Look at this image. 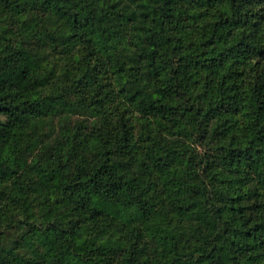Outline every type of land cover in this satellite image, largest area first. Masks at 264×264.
Instances as JSON below:
<instances>
[{"label":"trees","instance_id":"1","mask_svg":"<svg viewBox=\"0 0 264 264\" xmlns=\"http://www.w3.org/2000/svg\"><path fill=\"white\" fill-rule=\"evenodd\" d=\"M0 113V264H264V0H0Z\"/></svg>","mask_w":264,"mask_h":264},{"label":"rangeland","instance_id":"2","mask_svg":"<svg viewBox=\"0 0 264 264\" xmlns=\"http://www.w3.org/2000/svg\"><path fill=\"white\" fill-rule=\"evenodd\" d=\"M86 27L89 30H92L93 23L92 21L86 22ZM79 45L73 43V45L65 50V52H60V48L56 47L55 49H44L43 51H36L32 53H23L20 55H7L3 59V65L5 66V70L3 71L4 75H7L11 68L20 62H26L30 64L35 72L36 78L40 83H44L48 80H53L57 76H61V73L67 69L74 62V57H77L75 52H78ZM75 54V55H74ZM87 98L89 100L96 101L95 93L90 89L86 93ZM5 116L0 113V119H4ZM22 250H26V248H22ZM26 258H34L37 259L35 253L33 251L27 250L25 252ZM29 259L28 263L24 264H35V261Z\"/></svg>","mask_w":264,"mask_h":264}]
</instances>
